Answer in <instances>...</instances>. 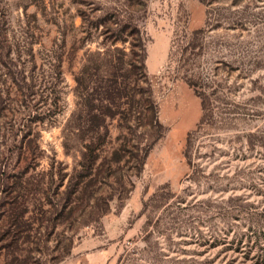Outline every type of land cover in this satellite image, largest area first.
<instances>
[{
    "label": "rangeland",
    "instance_id": "rangeland-1",
    "mask_svg": "<svg viewBox=\"0 0 264 264\" xmlns=\"http://www.w3.org/2000/svg\"><path fill=\"white\" fill-rule=\"evenodd\" d=\"M0 264H264V0H0Z\"/></svg>",
    "mask_w": 264,
    "mask_h": 264
},
{
    "label": "trees",
    "instance_id": "trees-1",
    "mask_svg": "<svg viewBox=\"0 0 264 264\" xmlns=\"http://www.w3.org/2000/svg\"><path fill=\"white\" fill-rule=\"evenodd\" d=\"M141 49H143V48H141ZM142 72H143L142 73L143 78L146 79L147 78L146 72L145 71H142ZM187 83H188L189 86L193 87V90H194L195 94L200 97L201 107L204 108V109H206L207 96H205V94L201 90V87L199 86L198 82L196 80H193V79H187ZM214 89L215 88H213V90ZM151 106H152L151 108H153V111H154L153 112L154 113V120H153V123L152 124L158 129V135H156L155 137H153L151 139V141L148 142L146 145H142L143 152L141 154L140 167L142 166V164L144 162V159L147 156L150 147L158 140V138H159V136L161 134V131L160 130L162 129V124L160 123V121L158 120L157 115H156V112H157V110L155 109L156 107H155V105L154 106L151 105ZM203 117H204V114H203ZM190 133L191 132L188 131V133L186 135V139H185L186 140V143L189 142Z\"/></svg>",
    "mask_w": 264,
    "mask_h": 264
}]
</instances>
